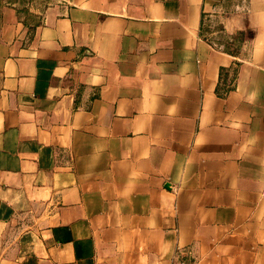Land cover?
Segmentation results:
<instances>
[{
  "label": "crops",
  "instance_id": "obj_1",
  "mask_svg": "<svg viewBox=\"0 0 264 264\" xmlns=\"http://www.w3.org/2000/svg\"><path fill=\"white\" fill-rule=\"evenodd\" d=\"M0 264H264V0H0Z\"/></svg>",
  "mask_w": 264,
  "mask_h": 264
},
{
  "label": "rangeland",
  "instance_id": "obj_2",
  "mask_svg": "<svg viewBox=\"0 0 264 264\" xmlns=\"http://www.w3.org/2000/svg\"><path fill=\"white\" fill-rule=\"evenodd\" d=\"M205 25V34H213L211 42L217 44L221 43L230 49H236L241 37L238 38L237 43L230 42L229 36L224 33L218 19L212 18V20L208 21Z\"/></svg>",
  "mask_w": 264,
  "mask_h": 264
},
{
  "label": "trees",
  "instance_id": "obj_3",
  "mask_svg": "<svg viewBox=\"0 0 264 264\" xmlns=\"http://www.w3.org/2000/svg\"><path fill=\"white\" fill-rule=\"evenodd\" d=\"M225 50H227V51H231L230 48H228V47H226V46H225Z\"/></svg>",
  "mask_w": 264,
  "mask_h": 264
}]
</instances>
